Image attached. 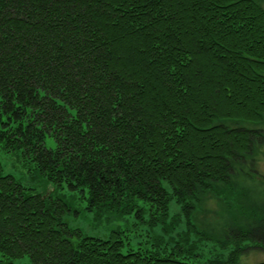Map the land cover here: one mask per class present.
I'll use <instances>...</instances> for the list:
<instances>
[{
	"label": "trees",
	"instance_id": "obj_1",
	"mask_svg": "<svg viewBox=\"0 0 264 264\" xmlns=\"http://www.w3.org/2000/svg\"><path fill=\"white\" fill-rule=\"evenodd\" d=\"M263 123L258 0H0L3 147L80 195L93 221L132 218L148 238L135 250L123 228L72 227L65 195L45 197L0 161V264H243L244 242L264 243V231L239 230L201 261L209 237L194 200L230 184L233 163L264 140L247 126ZM173 200L187 226L175 237Z\"/></svg>",
	"mask_w": 264,
	"mask_h": 264
},
{
	"label": "rangeland",
	"instance_id": "obj_2",
	"mask_svg": "<svg viewBox=\"0 0 264 264\" xmlns=\"http://www.w3.org/2000/svg\"><path fill=\"white\" fill-rule=\"evenodd\" d=\"M264 7V0H258ZM231 128H236V124L227 122ZM264 130V123L257 126H247ZM48 148H52L55 144L51 139L46 142ZM0 161L5 174L15 176L22 184L29 188L36 189L45 197L56 193L63 194L67 197L74 209L79 212L78 217L73 215L66 216V223L74 228H81L84 232L91 236L101 238L108 237L113 230L123 228L129 237V241L136 250L140 246L147 243L148 238L141 230L137 231L132 223L134 219H129L127 224L122 221H112L108 224L105 220L98 224L93 221V216L85 211V204L80 195L71 194L67 190L55 191V187L44 182L41 177L34 174V163L23 157L20 151H7L0 142ZM233 172L230 184H214L212 189L207 192H200L194 200L196 211L192 217L195 228L209 237V242L200 243L199 253H201V261H204L210 255H205L207 248H215L220 243L233 241L232 238L242 229H257L264 231V140L255 144L252 154L245 156L241 162L233 163ZM181 207L173 200L169 206L170 217L181 214ZM182 223L175 229L172 236L186 231L185 217L181 214ZM159 235H164L162 226L155 229ZM257 237L264 240V236ZM240 235V234H238ZM169 236H167L168 238ZM126 238V237H125ZM166 238V239H167ZM193 239L196 237L192 236ZM206 245V246H205ZM248 245L241 262L243 264H258L264 262V243L244 242ZM150 246V244H149ZM205 247V248H203ZM220 249V248H219ZM203 255V257H202ZM200 261V262H201ZM16 264H29L28 258L16 260ZM196 263V262H195Z\"/></svg>",
	"mask_w": 264,
	"mask_h": 264
}]
</instances>
